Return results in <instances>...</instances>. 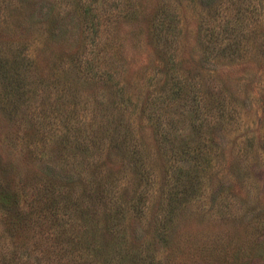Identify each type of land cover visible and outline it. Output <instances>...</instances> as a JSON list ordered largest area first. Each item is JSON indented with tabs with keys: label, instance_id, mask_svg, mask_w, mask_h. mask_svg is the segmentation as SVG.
Returning a JSON list of instances; mask_svg holds the SVG:
<instances>
[{
	"label": "rangeland",
	"instance_id": "1",
	"mask_svg": "<svg viewBox=\"0 0 264 264\" xmlns=\"http://www.w3.org/2000/svg\"><path fill=\"white\" fill-rule=\"evenodd\" d=\"M263 101L264 0H0V263L264 264Z\"/></svg>",
	"mask_w": 264,
	"mask_h": 264
},
{
	"label": "trees",
	"instance_id": "2",
	"mask_svg": "<svg viewBox=\"0 0 264 264\" xmlns=\"http://www.w3.org/2000/svg\"><path fill=\"white\" fill-rule=\"evenodd\" d=\"M262 115H263V122H264V101L262 102ZM191 168V165H190ZM185 171L189 172V169H185ZM5 180V179H4ZM6 181V180H5ZM7 184V182H5ZM2 185V184H1ZM15 192H9L2 189L0 190V211L2 209V212L8 211L15 207L16 204H18V201L15 198ZM3 264V263H0Z\"/></svg>",
	"mask_w": 264,
	"mask_h": 264
}]
</instances>
